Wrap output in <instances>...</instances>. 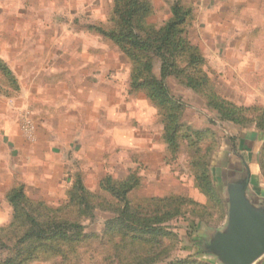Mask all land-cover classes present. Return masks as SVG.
I'll return each mask as SVG.
<instances>
[{
	"label": "rangeland",
	"instance_id": "obj_1",
	"mask_svg": "<svg viewBox=\"0 0 264 264\" xmlns=\"http://www.w3.org/2000/svg\"><path fill=\"white\" fill-rule=\"evenodd\" d=\"M144 1L147 33L170 20L176 1L191 9L182 37L208 79L207 93L186 86L188 61L179 60L164 80L178 107L175 151L165 112L138 86L147 75L159 79L160 60L145 54L150 67L135 83L129 55L96 30L116 28V0H0V228L11 220L13 188L57 208L79 176L98 205L82 218L97 239L78 262L90 264L93 252L98 264H119L123 256L101 240L112 216L101 182L131 178L128 198L148 216L178 210L159 224L166 237L139 245L159 255L154 264H217L203 245L227 223L225 175L245 161L251 192L264 197V0ZM217 101L237 122L220 117Z\"/></svg>",
	"mask_w": 264,
	"mask_h": 264
},
{
	"label": "trees",
	"instance_id": "obj_2",
	"mask_svg": "<svg viewBox=\"0 0 264 264\" xmlns=\"http://www.w3.org/2000/svg\"><path fill=\"white\" fill-rule=\"evenodd\" d=\"M148 13L149 6L144 0H116L114 9L116 28L96 30L129 55L134 66L133 73L136 74L135 83L140 77L141 69L145 67L147 70L150 67L147 62L143 63L145 54L151 53L160 60L159 79L147 75L148 79L140 82L138 86L145 89L148 97L165 112L164 130L167 143L172 145L175 151L178 148L176 129L178 107L169 95L164 80L172 74V68H178L176 63L179 60L188 61L185 64L189 71L184 77L186 86L207 93L208 79L204 74L201 75L199 70L203 58L197 49L182 37L184 27L192 17L191 9L183 7L176 1L171 8L170 20L158 31L152 30L147 33L144 28V17ZM206 97L212 101L216 99L214 95L206 94ZM216 107L221 113V118L237 122L235 118L230 117L234 112L229 108H224L218 101ZM260 129L264 135V118ZM135 181L130 178L125 182L116 183L111 177H106L101 182V189L110 198V201L104 203L103 209L112 212V216L105 221L101 240L112 244L113 257L123 256L119 264H133L135 260H137L135 264H154L159 255H155L151 249L148 250L147 246L139 245L158 243L159 239L166 237L167 232L159 224L166 218L173 217L175 213L171 212L178 213V210L166 211L160 217L148 216L143 212L144 207L141 204L133 205L128 198ZM6 197L12 208V216L10 223L0 228V264L34 262L80 264L78 257L84 243L97 239L93 234L84 233L81 224L83 217L93 214L98 205L97 197L83 187L79 176H75L68 192V201L57 208H49L43 202L29 199L21 186L10 190ZM150 254L151 259H147ZM109 259L111 260L110 256ZM87 260L90 264L99 263L95 261L93 252L89 254ZM102 262L110 264L107 259ZM207 263L212 264L211 261ZM178 264L188 263L182 261Z\"/></svg>",
	"mask_w": 264,
	"mask_h": 264
},
{
	"label": "water",
	"instance_id": "obj_3",
	"mask_svg": "<svg viewBox=\"0 0 264 264\" xmlns=\"http://www.w3.org/2000/svg\"><path fill=\"white\" fill-rule=\"evenodd\" d=\"M250 179L243 160L225 175L227 223L203 245L217 264H254L264 255V199L252 194Z\"/></svg>",
	"mask_w": 264,
	"mask_h": 264
},
{
	"label": "crops",
	"instance_id": "obj_4",
	"mask_svg": "<svg viewBox=\"0 0 264 264\" xmlns=\"http://www.w3.org/2000/svg\"><path fill=\"white\" fill-rule=\"evenodd\" d=\"M248 168H249V171H250V175L252 176V173H254V171L250 169V166ZM257 173H258V182H261V178H260V173H259V168L258 167H257ZM250 181H251V179H250ZM252 194L255 195V196H258V195H256L253 192H252ZM258 197L264 199V197H262V196H258ZM254 264H264V255L260 259H258Z\"/></svg>",
	"mask_w": 264,
	"mask_h": 264
},
{
	"label": "flooded vegetation",
	"instance_id": "obj_5",
	"mask_svg": "<svg viewBox=\"0 0 264 264\" xmlns=\"http://www.w3.org/2000/svg\"><path fill=\"white\" fill-rule=\"evenodd\" d=\"M202 246V245H201Z\"/></svg>",
	"mask_w": 264,
	"mask_h": 264
}]
</instances>
